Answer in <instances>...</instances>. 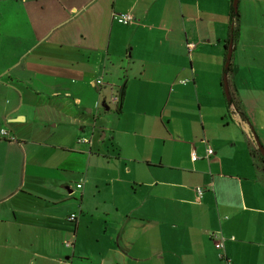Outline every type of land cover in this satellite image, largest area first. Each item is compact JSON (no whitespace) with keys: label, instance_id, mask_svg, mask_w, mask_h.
<instances>
[{"label":"crops","instance_id":"0c3cea01","mask_svg":"<svg viewBox=\"0 0 264 264\" xmlns=\"http://www.w3.org/2000/svg\"><path fill=\"white\" fill-rule=\"evenodd\" d=\"M20 1L0 8V264H223L213 233L264 264V0H238L234 39L232 0Z\"/></svg>","mask_w":264,"mask_h":264},{"label":"built area","instance_id":"2783aa9c","mask_svg":"<svg viewBox=\"0 0 264 264\" xmlns=\"http://www.w3.org/2000/svg\"><path fill=\"white\" fill-rule=\"evenodd\" d=\"M113 19L118 24H121V25H131V24H133L135 22L134 17L131 14H129V13L114 14L113 15ZM187 48H188V50L193 49L194 48V44L193 43H188L187 44ZM96 83L98 85H101L102 81L101 80H97ZM117 101H118V95H116L115 97H113V96L111 97V102H117ZM0 136L1 137H8V139H10V138L14 139V137L10 136L5 130H0ZM77 142L79 144H88V141L85 140V139H78ZM200 142L205 147V157L208 158V157L212 156L214 152L208 145H206L207 141L206 140H201ZM190 159L193 162L196 161L197 159H199L197 153L194 150L191 151ZM76 187H77V189H80L81 188V184H77ZM197 194H198V197H200L201 194H202V191L200 189H197ZM67 220L69 222H76L77 221L76 215L71 214L67 218ZM210 238L212 240L214 248L216 249V251H218L219 259L223 262V264H230L228 258L224 255V241H225V238L221 235V233H213L210 236ZM64 247L66 249H71L72 248V241H64Z\"/></svg>","mask_w":264,"mask_h":264},{"label":"rangeland","instance_id":"374dc122","mask_svg":"<svg viewBox=\"0 0 264 264\" xmlns=\"http://www.w3.org/2000/svg\"><path fill=\"white\" fill-rule=\"evenodd\" d=\"M17 3H21V1L20 0H0V8H2V7H5V6H9V5H11V6H16V7H20V5L19 4H17ZM114 107H110V109H109V112L110 113H113L114 112V109H113ZM100 111V114L99 113H97L96 115L98 116V117H101L102 115H104V117L106 116V115H108L107 114V112H104L103 111V109H101V108H99V109H97V111ZM94 115V114H93ZM50 125L52 126L53 125V123H50ZM54 129V128H53ZM52 129V130H53ZM2 130H5V129H2ZM6 131V130H5ZM55 131H57V132H59L60 133V136H61V142H62V144H64V145H66V146H69V148H76L77 147V149H83L82 148V146L83 145H79L78 143H77V140L75 139V144H73L72 145V133H73V130H71V128H68V127H62V126H57V129L55 130ZM102 133L103 132H101V131H99L98 129H96L95 131H94V133H93V136H91V132H90V129H87L86 130V133H83V132H81L79 129L77 130V134H78V137H77V139H82V138H86L87 140H89L90 141V147L92 146V145H94L93 146V150H92V153L94 154V153H96L97 152V149H100V150H102V151H106V150H109L110 149V147H111V144H110V140H109V137H107V138H103L102 137ZM83 147H85V146H83ZM86 150L82 153V154H87V156L89 155L88 153H87V148H85ZM86 170L84 171V174L86 175ZM92 173V170H91V168L89 169V174H91ZM81 184V183H80Z\"/></svg>","mask_w":264,"mask_h":264},{"label":"water","instance_id":"95a60500","mask_svg":"<svg viewBox=\"0 0 264 264\" xmlns=\"http://www.w3.org/2000/svg\"><path fill=\"white\" fill-rule=\"evenodd\" d=\"M231 6H232L233 10L236 11L237 7H238V0H232L231 1ZM231 54H232V40H229L227 54H226V61H225V64H224V68L225 69L228 68V66H229ZM223 86H224V93H225L226 97H228L226 75H224V77H223ZM120 102H121V95L118 97V105H120ZM255 142H256V146H257V148L259 150V153L261 154V156H262V158L264 160V148L259 143L257 138H255Z\"/></svg>","mask_w":264,"mask_h":264},{"label":"trees","instance_id":"16d2710c","mask_svg":"<svg viewBox=\"0 0 264 264\" xmlns=\"http://www.w3.org/2000/svg\"><path fill=\"white\" fill-rule=\"evenodd\" d=\"M231 18H232V22L234 23V26L232 29V38L234 39L237 36V33L239 31V28H238V20H239L238 8L236 11H234L233 8H231ZM229 69H230L229 67L226 68L225 73L229 72ZM120 95L122 96V93H120ZM254 152H255V157L257 158V160L263 166V169H264V160H263L261 154L259 153V150L256 149Z\"/></svg>","mask_w":264,"mask_h":264}]
</instances>
